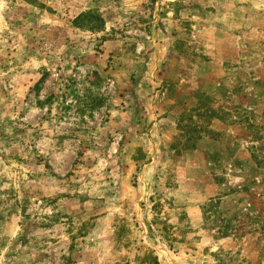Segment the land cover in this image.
Returning <instances> with one entry per match:
<instances>
[{
  "label": "rangeland",
  "instance_id": "rangeland-1",
  "mask_svg": "<svg viewBox=\"0 0 264 264\" xmlns=\"http://www.w3.org/2000/svg\"><path fill=\"white\" fill-rule=\"evenodd\" d=\"M0 264H264V0H0Z\"/></svg>",
  "mask_w": 264,
  "mask_h": 264
},
{
  "label": "trees",
  "instance_id": "trees-1",
  "mask_svg": "<svg viewBox=\"0 0 264 264\" xmlns=\"http://www.w3.org/2000/svg\"><path fill=\"white\" fill-rule=\"evenodd\" d=\"M82 20H87V21H94L97 22L96 24H92L91 26L87 27L89 29H99L103 26V19L99 16H95L92 14H80L79 16H77L75 18V20L73 21V23L79 27L82 28V24H79L78 22L82 21ZM157 220V218H155L152 222L155 223V221ZM151 222V223H152ZM152 225L148 226V231H149V235L152 233Z\"/></svg>",
  "mask_w": 264,
  "mask_h": 264
}]
</instances>
